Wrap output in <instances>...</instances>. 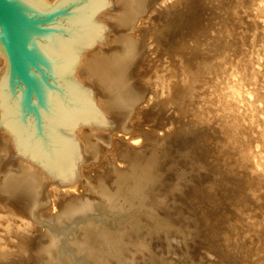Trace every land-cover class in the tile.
<instances>
[{"label": "bare ground", "instance_id": "6f19581e", "mask_svg": "<svg viewBox=\"0 0 264 264\" xmlns=\"http://www.w3.org/2000/svg\"><path fill=\"white\" fill-rule=\"evenodd\" d=\"M169 1L109 0L100 9L96 19L121 32L113 38L116 45L113 51L103 50V36L84 49L77 62L75 76L91 85L92 101L107 122L76 126L72 136L79 147L75 175L66 180L49 175L37 162L18 154L12 133L0 125L3 134L0 164L12 156L17 162L8 164L3 172L0 166L1 187L27 199L32 217L44 227L49 264H134L132 259L136 256L141 264H264V149L256 151V144L264 148V119L258 118L264 114L257 106L261 102L258 90L263 85L260 76L264 74L258 69L264 65V0L194 3L189 33L197 40L214 33L213 38L219 43L230 42L235 46L229 60L235 68L207 91L213 104L205 113L210 115L213 127L196 133L192 141V146L205 158L212 154L211 143L221 142L224 151L217 157V164L230 175V185L208 182L195 189L179 182L167 192L168 200L178 202L182 198L187 203L181 205L190 210L189 217L178 211L183 218L199 221L203 234L195 241L201 244L203 256L194 257L190 251L194 240L188 239L192 233L175 228L170 213L161 207V193L156 189L162 183V174L154 159L143 167L136 176L138 183L126 194L120 191L121 186L112 189L82 175L81 167L86 163H96L101 155L105 158L108 152H115L114 148H107L104 139L107 130L129 133L139 95L127 82L126 71L137 53V40L128 34L135 32L137 22L154 21L156 14L166 10L164 5ZM238 76L252 87L235 95L230 88L239 82L235 80ZM245 93L251 98L247 104L241 99ZM137 137L135 134L129 137L135 144L118 137L113 145L120 143L125 157L140 149ZM111 165L113 169L112 162ZM79 183L88 194L70 193L69 188ZM47 184H51L52 206L56 197L70 199L65 212L39 214ZM178 188L181 190L176 191ZM174 238L179 241L172 243L170 240ZM12 251L10 247H2L0 257Z\"/></svg>", "mask_w": 264, "mask_h": 264}, {"label": "rangeland", "instance_id": "374dc122", "mask_svg": "<svg viewBox=\"0 0 264 264\" xmlns=\"http://www.w3.org/2000/svg\"><path fill=\"white\" fill-rule=\"evenodd\" d=\"M194 3L196 0H170L164 5L166 10L156 14L154 21L143 24L137 22L138 27L134 29L135 32L128 34L129 37L137 40V53L126 71L127 82L139 95V102L129 123V133L124 134L118 129L107 130L104 134L107 148L109 150L114 148L115 152H108L105 158L101 155L98 162L86 163L81 170H83L82 175L87 176L95 184L102 183L112 189L121 186L123 190L119 188L120 191L122 193L125 191L126 194L134 189L135 183H138L136 176L139 172L151 161L150 159H154L162 174V183L156 189L161 193L160 199L163 202L160 205L170 213L175 228L192 233L188 239L194 240L190 251L196 257L203 256L201 244L195 241L203 234L199 221L195 218L188 220L183 218L181 212L188 215L190 211L186 210L188 209L186 205H183L186 203L185 200L182 198L177 199L178 202L168 200L167 192L171 186L179 182L195 189L208 185V182L230 185V175L217 164L219 161L217 157L224 151L221 142H212V154L205 158L192 146V141L196 133L213 127L210 115L205 113V109L213 104V101L207 98V91L210 90L211 85L220 83L225 74L235 68V64L232 65L233 62L229 61L235 46L230 42L219 43L213 38L214 33L200 40L189 33L191 17L196 9ZM120 32L121 29L111 24L106 26V36L101 45L105 52L110 53L114 50L116 45L113 38H116ZM5 66L6 63L0 55V76ZM258 69L261 73L264 72V65ZM181 76L184 77L182 80ZM260 77L263 85H260L258 90L261 102L257 106L264 114V74ZM235 80L239 82L235 87L230 88L235 95L242 94L247 88L252 87L241 81L242 76L236 77ZM81 83L92 90L91 85ZM241 99L247 104L251 98L245 93ZM174 110L177 112L173 113ZM258 118L263 120L264 115L261 113ZM132 134L138 136L140 149L123 157L122 145L118 143L115 146L113 143L118 137L129 140ZM1 138L3 134L0 129V140ZM129 144H135V141L129 140ZM256 145V151L264 149L260 144ZM160 153L162 157L158 156ZM151 155L154 156L151 158ZM157 157L161 158L158 160ZM101 162L104 163L99 166ZM111 162L116 168L112 169ZM10 163H17L13 156L2 161L1 172L5 171ZM136 169L139 171L137 172ZM1 180L0 175V248L10 247L13 251L9 255L0 257V264H49L44 227L41 228L39 219L32 217V208L25 196L5 191L1 187ZM82 180L83 177L80 181ZM50 186L51 184H47L43 190L42 205H44L39 211V214L45 216L65 212L70 204V199L62 196L56 197L55 205L52 206ZM64 188L61 191L64 192ZM69 191L75 196L88 194L81 183L75 188H69ZM178 211H181L180 214ZM187 215L186 217H189ZM170 241L175 243L179 239L174 238ZM132 260L134 264H141L137 256Z\"/></svg>", "mask_w": 264, "mask_h": 264}, {"label": "water", "instance_id": "95a60500", "mask_svg": "<svg viewBox=\"0 0 264 264\" xmlns=\"http://www.w3.org/2000/svg\"><path fill=\"white\" fill-rule=\"evenodd\" d=\"M109 0H0V125L18 154L49 175L76 174V126L107 120L75 76L84 49L106 36L97 20Z\"/></svg>", "mask_w": 264, "mask_h": 264}]
</instances>
